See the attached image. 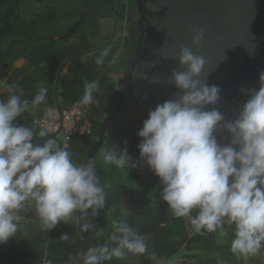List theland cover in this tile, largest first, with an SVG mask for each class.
Masks as SVG:
<instances>
[{
  "label": "clouds",
  "instance_id": "1",
  "mask_svg": "<svg viewBox=\"0 0 264 264\" xmlns=\"http://www.w3.org/2000/svg\"><path fill=\"white\" fill-rule=\"evenodd\" d=\"M194 33L192 44L198 47L205 34L203 30ZM108 55L109 50H103L95 63L103 65ZM179 66L184 70L170 73L178 94L149 111L137 133L139 160L129 155L125 141L123 148L102 144L95 156L74 163L67 137L61 144L57 138H47V127L16 123L23 113L46 102L48 89L38 88L30 102L21 99L23 93L15 84L7 86V99L0 100V245L16 236L20 212L31 207L46 232L71 222L81 232L104 237V230L95 228L89 219L98 216L107 200L98 164L127 173L142 162L159 179V199L172 215L186 218L195 234L224 236L225 225H231V252L244 258L260 254L264 248V71L259 74L258 90L241 89L248 99L227 119L214 107L220 88L199 79L204 58L181 47ZM83 87L79 104L98 103L94 94L100 91L99 82L85 81ZM115 90H120L119 83ZM209 106L213 107L206 110ZM46 111L51 116L52 109ZM222 134L228 143L220 142ZM155 195L149 193L153 199ZM59 239L67 241L69 235ZM148 249L146 237L126 220H119L102 244L69 256L68 264H105L129 255L143 256ZM151 255L155 259V253ZM158 264L167 262L161 259Z\"/></svg>",
  "mask_w": 264,
  "mask_h": 264
},
{
  "label": "crops",
  "instance_id": "2",
  "mask_svg": "<svg viewBox=\"0 0 264 264\" xmlns=\"http://www.w3.org/2000/svg\"><path fill=\"white\" fill-rule=\"evenodd\" d=\"M62 1L0 0V41H18L20 38L26 41L25 47L19 52L23 56L21 60L0 79V93L7 91L6 82L12 73L19 71L22 75L29 74L35 81L47 69L48 76L36 80V87H44L53 80L56 101L54 106H56L59 100L58 85L56 93L55 86L57 72L60 69L55 70L57 53L74 45L83 48L77 55L83 54L81 58L86 60L91 57L97 58L103 50L108 49L109 55L105 58L109 62L106 66L107 75L114 84L119 83L120 90L118 96L107 103L97 115L90 116L89 105L86 106V115L91 122L92 133L75 135L68 144L73 162L81 164L86 162L88 157L95 156L100 148L96 146L97 133L99 134L104 122L110 119L111 110L116 108L119 98L123 96L121 83L132 61L130 63L126 61L127 57L123 55L122 48L128 27H121L119 23L114 39L109 42L114 32L118 0H65V4ZM64 8L67 11L63 12ZM68 64L62 69L60 78ZM27 100L31 102L30 98ZM48 108L54 107L39 105L36 109L23 113L20 116L21 124L40 129L36 121L47 114ZM86 138L89 139L87 144ZM109 169L110 166L103 163L97 166V174L107 193V200L105 208L98 216L89 217L95 228L104 230V237H96L93 231L81 232L79 226L71 222L61 223L52 231L46 232L40 227L34 207L25 208L20 212L22 219L19 221L20 229L16 236L0 245V264H47L49 260L52 264H68L69 256L75 257L78 253L86 252L90 246L102 244L113 231V223L119 220H126L146 237L149 245L148 253L143 256L129 255L125 260L113 259L105 264H158L162 258L159 257L161 251L155 248L154 233L171 221V212L166 211L155 224H150L144 216L149 213L151 207L141 205L142 187L126 183L124 179H117L118 170L113 177L109 176ZM186 230V234L173 236L175 241L183 243L169 257L167 264H219L220 261L223 264H264V248L257 256L247 258L237 257L231 252L234 226L226 224L224 236L219 235L218 232L205 233L206 239L210 240L208 244L191 240L194 232L190 231L188 221ZM65 233L69 235V239L61 241L59 237ZM152 253H155V259ZM78 264H82V261H78Z\"/></svg>",
  "mask_w": 264,
  "mask_h": 264
},
{
  "label": "water",
  "instance_id": "3",
  "mask_svg": "<svg viewBox=\"0 0 264 264\" xmlns=\"http://www.w3.org/2000/svg\"><path fill=\"white\" fill-rule=\"evenodd\" d=\"M120 3L118 0L109 42L117 31ZM135 3L140 14L137 46L121 83V92L127 103L132 104L128 108L133 115L123 116L119 111L115 119L104 122L99 135L107 132L110 142L121 148L126 141L129 155L139 160L137 145L141 139L137 133L143 121L157 104L178 94L170 82V73L184 70L179 66L181 47L191 48L204 58L199 79L220 88V100L214 107L227 119L233 118L248 99L241 89H259V74L264 71V0H135ZM194 30H203L205 34L198 47L192 44ZM82 55L73 56L61 65L55 93L64 66ZM156 78L159 83L152 82ZM218 139L228 143L226 134ZM109 166V176L113 177L119 169ZM136 170L142 174L144 186L159 188V179L146 165L141 162Z\"/></svg>",
  "mask_w": 264,
  "mask_h": 264
},
{
  "label": "trees",
  "instance_id": "4",
  "mask_svg": "<svg viewBox=\"0 0 264 264\" xmlns=\"http://www.w3.org/2000/svg\"><path fill=\"white\" fill-rule=\"evenodd\" d=\"M129 6H134L132 1L129 2ZM126 5V6H128ZM125 8L127 9V7ZM132 8V7H131ZM123 13V9L121 11ZM123 55L127 57V62L130 63L134 58V52L137 46V31L134 27H129L127 29V37L123 39ZM83 50L82 47H76L71 45L65 48L63 51L57 53V64L55 66V70H58L62 63L79 54ZM96 57H91L86 60L83 58H78L71 61L65 72L61 75L58 84L57 96L59 100V104L62 107H66L72 105L73 103L79 101L84 94V82L85 81H98L100 86V91L95 93V99L98 100V103H93L89 105L90 116L97 115L107 103L113 101L118 96V91L115 90L116 84L108 77L106 66L109 64L108 61H104L103 65L98 66L95 63ZM49 72L47 69L44 70V73L39 76L38 79L48 76ZM45 77V78H46ZM36 80L33 81L31 75L25 74L22 75L19 71H16L10 75L8 78L6 85L15 84L17 86V91H22V98H30L31 100L37 93L38 88L36 87ZM53 80H50L44 87L48 89L46 102L41 104L42 107H55V97H54V87ZM8 96V92L0 93V100H6ZM17 124H21L20 117L17 118ZM95 125V123H94ZM85 138V137H84ZM86 144L89 142V139L86 138ZM85 143V142H84ZM195 215V212H193ZM186 218H178L172 215L171 221L169 223L164 224L161 228L155 230V248L159 252V257H161L164 261H167L172 254H174L182 245V241H175L173 239L174 235H183L187 233L186 230ZM188 226L190 231L194 232L192 226L188 222ZM192 241L201 242L203 244H208L210 242L209 239H206L205 234H193L191 237Z\"/></svg>",
  "mask_w": 264,
  "mask_h": 264
},
{
  "label": "built area",
  "instance_id": "5",
  "mask_svg": "<svg viewBox=\"0 0 264 264\" xmlns=\"http://www.w3.org/2000/svg\"><path fill=\"white\" fill-rule=\"evenodd\" d=\"M36 125L39 128L47 127L48 137L60 139L61 144L65 137L68 138L67 143L69 144L75 135L92 133L91 122L86 115V106L79 104V101L66 107L56 105L52 108L51 116L46 114L36 121Z\"/></svg>",
  "mask_w": 264,
  "mask_h": 264
},
{
  "label": "flooded vegetation",
  "instance_id": "6",
  "mask_svg": "<svg viewBox=\"0 0 264 264\" xmlns=\"http://www.w3.org/2000/svg\"><path fill=\"white\" fill-rule=\"evenodd\" d=\"M132 1L134 3V6H136L135 0H129V2H131V3H132ZM131 7H133V6H131ZM128 105L131 106L132 104L127 103V100L125 99V97L121 96V98H119L118 103L116 104V108H113L111 110L112 112H111L110 120L115 119L116 115L119 113V112L117 113V110L122 112L123 116H127V115L132 116L133 115L132 109L128 108ZM96 138H97L96 146H98V147H101L102 144H106V143L113 144V142L112 143L110 142L107 132H105L102 135H99L97 133ZM116 178L119 180L124 179L126 181V183L128 182L129 184L132 183V185L136 184L140 188L142 187L143 197L141 198V200H142L141 205L143 207H146V206L151 207L150 211H148L149 213L145 214V216H144L145 220H147L150 224H155L157 222V220L160 219V217L167 211V205L164 204L159 199L158 187L147 188L146 186H144V184L142 183V180H143L142 174L139 173L136 169L127 170V173L119 170L117 175H116ZM149 193H152L154 195L156 194L155 199L150 197Z\"/></svg>",
  "mask_w": 264,
  "mask_h": 264
},
{
  "label": "rangeland",
  "instance_id": "7",
  "mask_svg": "<svg viewBox=\"0 0 264 264\" xmlns=\"http://www.w3.org/2000/svg\"><path fill=\"white\" fill-rule=\"evenodd\" d=\"M124 2L126 4H124ZM62 3L65 4V0H63ZM126 5H128V0H121L120 10L123 8V18L122 19L120 18V13H119L117 30H118V25L120 23L121 27L136 28L137 36H138L139 34L138 24L140 21V14L137 10V6H133L131 8V6L129 5L126 6ZM125 6L127 7V9L125 8ZM62 11L65 12L67 11V9L64 8V10ZM25 42L26 41L24 39L20 38L18 41L3 40L0 43V79L3 78L21 60L23 56H21L19 52L23 49V47H25ZM30 42L32 43V41Z\"/></svg>",
  "mask_w": 264,
  "mask_h": 264
}]
</instances>
